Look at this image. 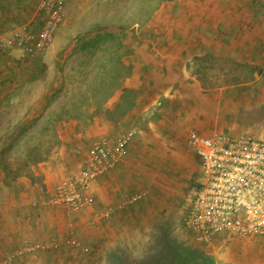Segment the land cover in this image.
<instances>
[{"label":"rangeland","instance_id":"374dc122","mask_svg":"<svg viewBox=\"0 0 264 264\" xmlns=\"http://www.w3.org/2000/svg\"><path fill=\"white\" fill-rule=\"evenodd\" d=\"M61 1L65 20L42 56L4 49L16 65L0 68V158L29 175L0 165V259L8 238L54 237L12 264H264V236L199 244L181 223L200 178L189 131L264 137V18L249 0ZM33 12L21 23L38 26ZM127 130V165L104 175L105 190L103 177L91 183L93 207L42 204L93 139ZM34 146L43 159L32 163ZM107 206L119 225L99 216Z\"/></svg>","mask_w":264,"mask_h":264},{"label":"built area","instance_id":"2783aa9c","mask_svg":"<svg viewBox=\"0 0 264 264\" xmlns=\"http://www.w3.org/2000/svg\"><path fill=\"white\" fill-rule=\"evenodd\" d=\"M38 10V26L23 23L0 30V48L17 50L24 59L42 56L65 20V8L61 0H40ZM133 134L127 130L114 138L93 139L80 168L58 181L42 204L60 206L68 213L93 207L88 188L97 177L117 166ZM187 139L199 159L200 184L182 215L183 228L201 244L219 237L264 236V137L191 130ZM140 197L134 193L123 204ZM112 212L111 207H105L99 216L108 217ZM59 243L54 237L44 241L24 238L20 246L4 253L0 264H12L19 256ZM62 243L75 245L77 241L68 237Z\"/></svg>","mask_w":264,"mask_h":264},{"label":"crops","instance_id":"0c3cea01","mask_svg":"<svg viewBox=\"0 0 264 264\" xmlns=\"http://www.w3.org/2000/svg\"><path fill=\"white\" fill-rule=\"evenodd\" d=\"M39 2H40V0H0V21H1V23H0V25H1V27H0V30H2V29H5V28H7V26H5V24L7 23V22H9V21H19L20 23L19 24H23V23H21V21H25V20H27L28 18H30L32 15V12H33V8L35 7V5H36V9H38V4H39ZM39 11V10H38ZM34 13V12H33ZM27 22V21H26ZM4 23V24H3ZM32 25H34V24H32ZM0 52H2V51H0ZM3 53V57L0 59V68L1 67H4L5 65H11L10 67H14V65H16L15 63H13V64H11L10 62L11 61H9V62H7V61H5V57L7 56V54H5V53H7V52H2ZM8 58V57H7ZM7 78V75L6 74H4V75H1L0 76V81H1V83L4 85L5 83H6V79ZM124 158V157H123ZM122 158V160L117 164L118 165V168L119 167H121L122 165H123V161H124V159ZM125 162V164L127 165V162L128 161H124ZM114 169V168H113ZM112 169V170H113ZM111 171V170H110ZM113 174H116V172L114 171V172H112ZM118 173V172H117ZM107 173H105V174H103V175H101V176H99V178H101V177H103L102 179H100V181L102 180H105V176L104 175H106ZM55 179H57V181H58V175L57 174H55ZM105 181H103V183H104ZM102 183V187L101 186H99L98 187V190H101V188H103L104 190H105V187H106V184L104 183L103 184ZM93 187V186H92ZM110 187V189H113L112 188V186H109ZM91 189H93V188H91ZM124 191V190H123ZM104 199H106L105 197H104ZM119 207H121V205L119 204L118 205ZM56 207H60V206H56ZM107 207H111V206H107ZM62 208V207H61ZM112 209H113V212H112V217H114V218H111L112 219V223L114 224V225H119V220L121 219L120 218V216L117 214L118 212L116 211L115 212V210H116V208L115 207H111ZM36 209V208H35ZM38 209V208H37ZM40 209V208H39ZM118 209V208H117ZM134 214H137V212L136 211H134L133 212ZM132 218V217H131ZM10 234V233H9ZM9 237V236H8ZM50 237V236H49ZM24 239V238H23ZM23 239H21L20 241H19V243H18V241L16 242H14L13 244L11 243V238H8V243H10V245H9V247H7L8 249H5L4 251H3V253H2V255H1V257L4 255V253L6 252V251H8V250H12L13 248H16V247H18V246H20L21 245V242H22V240ZM30 240H32V241H41V239H43V238H39V239H31V238H29ZM48 238H46V239H44V240H47ZM193 239V238H192ZM43 240V241H44ZM200 244V243H199ZM206 259H208V258H206ZM209 260V259H208ZM209 261H211V260H209Z\"/></svg>","mask_w":264,"mask_h":264},{"label":"trees","instance_id":"16d2710c","mask_svg":"<svg viewBox=\"0 0 264 264\" xmlns=\"http://www.w3.org/2000/svg\"><path fill=\"white\" fill-rule=\"evenodd\" d=\"M246 4H248L250 6L249 8L252 9V11H256V13L257 12L260 13L261 16H258V17H261V18L263 17L264 18V15H263V12H264V2L262 0H249V1L246 2ZM256 13L254 14V16L257 15ZM233 30H234V28L231 25L229 27V29H228V31H229L228 33H232ZM0 51L4 52V49L3 48H0ZM2 52H0V59L3 57V53ZM2 85L3 84L0 81V86H2ZM30 152H31V155H32V161H31L32 163L37 162V161H40V160L43 159L42 151L38 147H35V146L34 147H31L30 148ZM198 161H199V159H198ZM10 164H11L10 159L5 154H3L1 156V158H0V165L2 166V169L4 170V173H5L4 176H7V177L10 176L12 178H16L18 175L22 174L23 172L24 173L26 172V174L29 175V172H27L28 171V168L27 167H29L28 166L29 164H26V168H22V170H20V171H18V170H12L10 168ZM199 184H200V182L198 181V184L196 186V190L199 188ZM14 261H16V260H14ZM201 264H212V261H209L206 258H202Z\"/></svg>","mask_w":264,"mask_h":264}]
</instances>
